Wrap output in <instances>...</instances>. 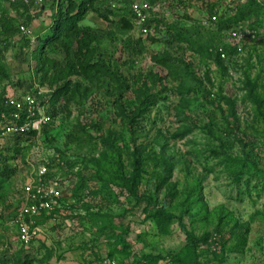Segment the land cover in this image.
I'll return each mask as SVG.
<instances>
[{
	"label": "rangeland",
	"instance_id": "rangeland-1",
	"mask_svg": "<svg viewBox=\"0 0 264 264\" xmlns=\"http://www.w3.org/2000/svg\"><path fill=\"white\" fill-rule=\"evenodd\" d=\"M47 1L49 10L45 13L19 7L30 16L35 13L27 24L37 37L33 45L21 35L1 37L8 43L4 64L9 80L0 74V95L5 90L8 95L22 96L33 92L36 84L51 89L50 81L56 79L57 70L47 63V73L38 71L35 56L41 43L39 35L44 36L51 24H47L52 14ZM236 1H158L157 19L164 23L158 30L152 27L151 35L161 37L165 23L191 28L201 45L212 41L209 44L214 47L207 59L186 43L147 39L135 21L133 28H127L122 14L106 21L95 11L87 13L80 24L91 27L99 36L101 57L121 71L135 89L136 82L137 89H150L152 83L147 77L151 71L157 73L163 83L154 85L151 91L160 100L145 118H137L143 120L131 131L128 123L132 115L126 117V113L135 110L136 93L127 90L117 101L116 84L110 77L105 76L98 84L81 78L84 86H89V93L76 92L62 98L57 104L59 116L29 142V149H23L28 144L23 142V148L5 152V162L13 173L0 181V264H15L19 255L32 259L33 264H102L109 257L115 264H142L140 258L146 254L160 255L164 258L159 264H169L168 259L186 246V231L201 239L197 248L201 264H264V126L246 86L250 76L264 98V15L217 33L213 16L217 20L232 16ZM19 8L0 2V17L7 13L21 20ZM232 31L243 38H235ZM128 39L130 44L125 43ZM46 54L57 61L58 70L65 67L64 44L47 48ZM160 55L172 59L177 78L153 60ZM186 62L192 63L195 78L184 71ZM60 83L63 81L53 87ZM92 124L102 130H95ZM182 132L186 134L181 137ZM110 137L117 139L124 151L128 147L132 151L138 144L150 156L141 192L158 197L172 209L176 218L169 234H161L153 220H145L143 206L136 207L133 198L114 185L105 188L96 178L90 159L104 150L101 139ZM14 142L12 137L3 145L11 147ZM164 145L174 169L170 177L165 173L168 179L161 184L165 168L155 159L161 156ZM60 152H67L66 158L61 157L59 169L56 165L66 206L58 207L57 219L42 216L39 220L45 226V235L24 247L14 223L24 203L23 187L35 178L36 168L45 159ZM3 161L0 155V168ZM156 175L160 179H155ZM173 184H177L178 196L172 192ZM198 185L209 212L201 209L196 195L191 203L186 201L189 189ZM105 223L108 226L102 230ZM119 234L129 241L130 256L121 252L110 255L122 248Z\"/></svg>",
	"mask_w": 264,
	"mask_h": 264
},
{
	"label": "trees",
	"instance_id": "trees-1",
	"mask_svg": "<svg viewBox=\"0 0 264 264\" xmlns=\"http://www.w3.org/2000/svg\"><path fill=\"white\" fill-rule=\"evenodd\" d=\"M50 8H52V14L50 19L51 24L48 27L49 31L44 36L39 35L41 41L39 45V51L35 55L37 56V67L38 71L45 70L46 64L51 63L56 68V79L50 81L51 92L47 94L48 101L45 102L48 105L47 112L51 115L52 121L43 127V129L38 131H31L27 135H20L14 138L15 142L13 146H5L0 149V155L4 157L3 167L0 168V181L4 182L5 177H9V174L13 173L11 169L7 167L5 162V152L6 151H15L22 147V143H28L23 149H29L30 141L42 132H44L50 125L53 124V121L59 116L58 102L62 98H68L73 96L76 92L89 93V86H84L81 78L90 80L93 83H101L105 76L110 77L111 83L116 84V91L118 95V100L124 98V92L127 90H133L136 93V108L134 111L127 112L131 114L130 130L134 131V127L140 125L143 119L137 120V118H145L152 108L159 102L160 97L158 94H155L152 90L154 85L162 84L163 80L161 77H158L157 73L151 71L150 75L147 77L152 84H150V89L144 90L143 88H138V82H136V89L128 81V78L122 75L121 71L118 69H113L102 57L100 53V38L97 33L91 27L82 26L80 23L85 19V16L90 11H95L99 13V16L104 20L108 21L112 17H117V15H123L121 17L122 23L127 28H133L134 16L131 10V3L133 0H115L119 5L112 7L111 0H49ZM114 1V0H113ZM158 1L160 0H151L153 7L156 9L158 6ZM48 3L47 0H45ZM32 5V4H31ZM31 5H27L24 2H17L12 4L14 7H23L27 9ZM215 8L211 6V10ZM20 9V8H19ZM264 15V0H237L235 4V13L230 17H222L217 21V28L219 33L220 31L231 29L234 25L246 20L253 19L255 17H260ZM129 17V18H128ZM29 17L26 19L16 20L13 17L7 15V13H2L0 17V74L3 79L9 80L8 72L5 69V52L7 51L8 43L5 44L1 37L4 35L9 36H22L29 45H32L29 37L24 35L20 29L22 24L27 25L29 23ZM164 23L163 20L157 19V12L152 10L151 16L147 21V26L149 32L146 34L147 39L152 41H163L167 44H176V43H186L191 46V50L202 54L204 59H207L211 55V49L214 46L207 44L201 45L199 41L195 40L196 33L192 32L191 28L181 27L179 23H165V31L161 37L156 38L151 35V28L159 29V24ZM161 30V29H160ZM191 30V31H190ZM141 34L144 35L142 31ZM162 32V31H161ZM142 39L138 41L139 45H142ZM143 41V40H142ZM126 44H130L131 40L128 39L125 41ZM3 44H5L3 46ZM64 44L66 46V55L67 63L65 67L59 69V64L53 58H50L46 54V49L51 47H57L58 45ZM155 62L163 65L169 70V74L177 78L176 66L173 65L172 59L169 56H156L153 59ZM184 71L191 77L195 78L194 73L191 71L192 63H184ZM43 80H45V73ZM73 76H77L78 79H72ZM180 76V75H179ZM197 79V78H196ZM63 83L58 86L53 87L54 83L61 82ZM147 83V82H146ZM39 85V84H38ZM40 86V85H39ZM246 86L248 88V98L256 105V115L257 118L263 122L264 126V98L257 92V84L251 79L250 76L247 78ZM53 88V89H52ZM211 94V93H210ZM7 91H3L0 95V116L4 112H9L12 108L7 107L5 104V99L7 97ZM120 109L123 110V107L120 106ZM126 112L123 111V113ZM138 118V119H139ZM93 125V124H92ZM93 128L97 131L102 130L100 125H93ZM81 129L86 131V126L81 125ZM190 128H187L188 130ZM185 130V131H186ZM264 133V127H263ZM186 134L185 132L181 133V137ZM264 135V134H263ZM102 143L104 150L99 156H94L90 159V165L96 169V178L102 183L105 188H108L110 185L118 187L122 193L128 195L129 198H133L135 201L136 207L143 206L142 211L145 214V220H153L158 227V230L161 234L167 235L170 232L171 225L173 224L174 219L176 218L172 209L168 207L164 202H160L156 196H145L141 192V185L145 179V174L147 173V168L150 162V156L144 154V149L142 145H138L131 151L128 147V151L118 146L117 139L113 140L111 137L109 139L102 138ZM163 152L161 156H158L155 160L158 163H162L165 171L162 174L164 179L159 182L165 184L168 177L173 173L174 163L165 155V145L162 146ZM67 152H60L62 158H66ZM60 157V158H61ZM128 157V158H126ZM229 161V157H225ZM128 160L129 163H126ZM128 165V167H127ZM165 173L169 174L168 177H165ZM7 175V176H6ZM160 179L159 175L155 176ZM200 191V185L191 187L187 194L186 201L191 203V199L196 195V200L200 205L201 209L209 212L208 206L202 202L203 194L198 193ZM172 192L174 195L178 196L179 189L177 184L172 185ZM194 202V201H193ZM221 210H223L221 208ZM99 217V213H97ZM96 216V214H94ZM103 216V215H102ZM224 218V217H222ZM222 223V222H220ZM108 226L107 223L101 226V229ZM186 236L188 242L183 250L179 253H176L170 259H168L169 264H201L198 262V253L197 248L201 241L200 238L196 237L191 231H186ZM119 244L122 245L120 251L118 249L110 253L111 256H114L115 253L121 252L125 256H130L131 245L129 241L123 238V234H119ZM110 258V257H109ZM164 257L152 254H146L141 256L142 264H159L160 260H163ZM112 259V258H111ZM15 264H33V260L22 255H19Z\"/></svg>",
	"mask_w": 264,
	"mask_h": 264
},
{
	"label": "built area",
	"instance_id": "built-area-1",
	"mask_svg": "<svg viewBox=\"0 0 264 264\" xmlns=\"http://www.w3.org/2000/svg\"><path fill=\"white\" fill-rule=\"evenodd\" d=\"M24 2L30 7L45 8V0H0V2L10 5L17 2ZM112 7L120 3L111 0ZM134 21L145 35L149 32L147 21L151 16L152 10H155L151 0H133L131 3ZM213 20H217L216 15ZM24 35L30 38L32 45L37 37L32 28L25 24L20 26ZM235 38H243L238 31H232ZM255 36V35H254ZM51 91L36 84L33 92L25 95L15 96L7 95L5 104L12 110L4 112L0 116V149L5 147L3 142L12 137L27 135L31 131L40 132L44 126L52 121V117L47 112L48 101L47 94ZM45 101V102H44ZM53 158L45 159L37 168L33 180L26 183L23 187L24 203L15 217L14 223L18 230V240L24 247H30L35 241L42 238L46 233L45 226L40 222L42 216H52L57 219L58 207L66 206L63 201V184L57 174V168H60L61 156L52 155ZM102 264H115L111 258H105Z\"/></svg>",
	"mask_w": 264,
	"mask_h": 264
},
{
	"label": "crops",
	"instance_id": "crops-1",
	"mask_svg": "<svg viewBox=\"0 0 264 264\" xmlns=\"http://www.w3.org/2000/svg\"><path fill=\"white\" fill-rule=\"evenodd\" d=\"M34 8H35L36 10H38L39 13H41V11L45 13L47 10H49V5H48V3H47L46 7L43 8V9H41V8H39V7H32L31 9H34ZM44 13H43V14H44ZM19 14H20V15L23 14V15H22V18H23V19H26L27 17H33V18L36 17L34 11H33V13H31L32 15L30 16V13H28V12H25V13H24V12L21 11V9H20V10H19ZM34 20H35V19H34ZM48 23H49V24L51 23V19H50V20L47 19V24H48ZM42 32H43V31H42Z\"/></svg>",
	"mask_w": 264,
	"mask_h": 264
}]
</instances>
